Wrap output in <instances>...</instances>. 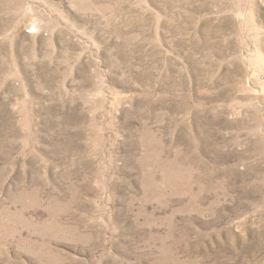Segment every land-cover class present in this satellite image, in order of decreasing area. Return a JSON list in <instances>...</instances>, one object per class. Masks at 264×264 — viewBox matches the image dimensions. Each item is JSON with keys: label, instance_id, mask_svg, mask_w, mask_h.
Instances as JSON below:
<instances>
[{"label": "rangeland", "instance_id": "rangeland-1", "mask_svg": "<svg viewBox=\"0 0 264 264\" xmlns=\"http://www.w3.org/2000/svg\"><path fill=\"white\" fill-rule=\"evenodd\" d=\"M0 264H264V0H0Z\"/></svg>", "mask_w": 264, "mask_h": 264}]
</instances>
